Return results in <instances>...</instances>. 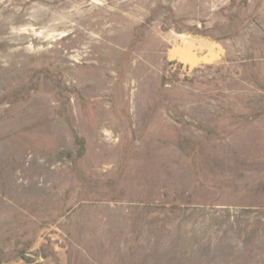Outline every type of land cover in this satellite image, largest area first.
I'll return each mask as SVG.
<instances>
[{"label":"rangeland","instance_id":"1","mask_svg":"<svg viewBox=\"0 0 264 264\" xmlns=\"http://www.w3.org/2000/svg\"><path fill=\"white\" fill-rule=\"evenodd\" d=\"M0 264H264V0H0Z\"/></svg>","mask_w":264,"mask_h":264},{"label":"bare ground","instance_id":"2","mask_svg":"<svg viewBox=\"0 0 264 264\" xmlns=\"http://www.w3.org/2000/svg\"><path fill=\"white\" fill-rule=\"evenodd\" d=\"M184 61H190L191 59L181 56Z\"/></svg>","mask_w":264,"mask_h":264}]
</instances>
